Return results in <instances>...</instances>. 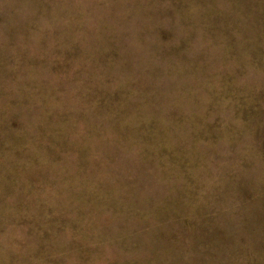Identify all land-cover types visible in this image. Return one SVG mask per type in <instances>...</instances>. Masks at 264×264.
Masks as SVG:
<instances>
[{"label":"rangeland","instance_id":"obj_1","mask_svg":"<svg viewBox=\"0 0 264 264\" xmlns=\"http://www.w3.org/2000/svg\"><path fill=\"white\" fill-rule=\"evenodd\" d=\"M0 264H264V0H0Z\"/></svg>","mask_w":264,"mask_h":264}]
</instances>
